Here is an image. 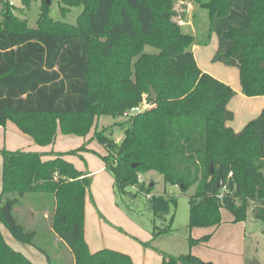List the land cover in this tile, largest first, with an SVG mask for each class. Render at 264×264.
I'll use <instances>...</instances> for the list:
<instances>
[{
  "label": "trees",
  "instance_id": "trees-1",
  "mask_svg": "<svg viewBox=\"0 0 264 264\" xmlns=\"http://www.w3.org/2000/svg\"><path fill=\"white\" fill-rule=\"evenodd\" d=\"M194 1L210 19L206 40L216 36L212 62L238 69L244 96H264V0ZM41 2L32 29L0 0V126L11 122L46 148L58 130L85 136L94 125L93 139L105 150L100 158L118 195H128L138 174L152 171L181 192L194 189L189 228L218 227L222 209L233 222L245 221L249 203L256 204L254 217L264 227V109L233 131L228 102L235 92L197 66L193 33L175 20V1L59 0L62 15L81 7L74 26L53 21ZM142 94L149 108L127 119L120 142L98 129L100 117L123 116L142 102ZM88 151L86 144L64 153L0 149V223L52 264L35 241L37 230L13 214L24 198L48 203V232L68 250L70 264H134L115 250L90 252L84 240L91 179L66 157ZM147 202L154 219L164 221L153 226V241L172 231L174 216L165 217L176 201L152 195ZM208 238L190 237L188 243ZM151 242L145 246L152 248ZM160 255L161 264H214L190 252ZM0 264H33L6 243L1 229Z\"/></svg>",
  "mask_w": 264,
  "mask_h": 264
},
{
  "label": "rangeland",
  "instance_id": "rangeland-1",
  "mask_svg": "<svg viewBox=\"0 0 264 264\" xmlns=\"http://www.w3.org/2000/svg\"><path fill=\"white\" fill-rule=\"evenodd\" d=\"M7 1L9 6L13 7V12L17 17L25 20L29 28H36L42 0H26L25 3L23 0ZM174 1L177 13L175 20L177 19L178 22L182 23L183 29L187 28L189 31H191V27L187 24V21L191 20V25L194 28L195 43L205 45L203 47L210 49L214 47L216 49V36L214 33L206 40L210 19L207 12L200 7V3L194 0ZM204 1L207 0H201V2ZM60 6L59 0H50L48 16L55 22H62L72 26L76 25L77 17L82 10L81 7H73L66 15H62ZM2 8L3 5L0 3V11ZM145 52L156 51L146 47ZM201 61L213 74L219 75L221 78H227L229 83H225L235 92V95L228 102V107L233 111L234 115L230 123L236 124L238 128L242 129L246 124L244 123L245 115L248 116L246 119L248 121L250 118L254 119L261 112L264 97L242 96L237 90L233 89V85H240L236 67L214 63L212 62V55L211 57H205L202 54ZM143 96L145 97V94H142L141 97L143 98ZM248 111L251 112L249 113ZM253 111L254 115H251ZM128 118L124 115L114 119L106 116L100 117L98 129L103 130L105 136L120 142L123 136V128L127 126ZM93 132L94 125L85 136L63 134L58 130L55 149L64 153L72 148L75 149L86 144L90 151L86 152L82 157L71 156L70 158L77 169L91 173L98 168L99 163H103L100 156L103 152L105 153L102 146L93 139ZM30 145V143L24 145L25 149ZM103 167L105 168L104 163ZM193 190V188H190L186 192H181L178 187L165 183L161 174L150 171L138 174L137 183L127 190L128 195L120 196L115 192L112 177L108 171L105 170L94 174L89 192L86 195L84 208V240L88 249L90 251L102 248L116 251L122 249L127 252L126 254L131 257L135 264H161L160 252L171 256H179L190 252L200 256L202 259L208 258L210 254L215 257L217 255V258L226 256L228 253H235L236 256L237 249L241 246L238 233H241L244 228L243 226H236L238 222H233V216L226 209L221 210V224L215 230L204 227H188V198L193 194ZM152 195H168L176 201L175 207L171 205L170 212L165 217L167 220L173 214L172 231L169 234L160 235L153 241V226L161 227L164 221L154 219L152 215L147 202ZM31 198L35 199V197ZM26 199L24 198L23 202L13 209V214L18 222H23L28 227L37 230L35 241L46 250L52 260V264H70L72 257L68 250L61 243L59 245V241L56 238L52 239V235L48 232L50 219L44 214L45 209L49 211L50 206L48 203L41 205L40 202L35 201V203L31 199L29 201ZM248 205L249 218L246 222V229L254 232V237L251 239L252 247L261 250L264 245V238L260 237L259 233L264 227L260 221L256 220L254 222V219L250 216L254 217L256 204L249 203ZM0 229L4 240L12 249L23 254L33 264H47L42 253L32 246L18 243L4 229L1 223ZM204 236H209L205 242L189 245L188 238L192 237L198 240ZM229 238H231L230 241L234 240L231 246L227 242ZM149 242H151L152 248L145 246Z\"/></svg>",
  "mask_w": 264,
  "mask_h": 264
},
{
  "label": "crops",
  "instance_id": "crops-1",
  "mask_svg": "<svg viewBox=\"0 0 264 264\" xmlns=\"http://www.w3.org/2000/svg\"><path fill=\"white\" fill-rule=\"evenodd\" d=\"M187 24L191 27V32L193 33V36L195 35L194 32H193V27L191 25V20L190 21H187ZM212 37V36H211ZM205 45H202V44H197L195 43V36H194V45H193V48H192V51H193V55H194V59L196 61V64L197 66L205 73H209V75L213 76L214 78L218 79L219 81L223 82V83H229L227 81V78H221V76L219 75H216V74H213L211 70H209L208 68H206V66H204L201 61V56L202 54L205 55V57L207 56H210L211 55L213 56V52H215L214 50V47H211L210 48H207V47H203ZM213 53V54H212ZM239 77V76H238ZM225 83V84H226ZM227 85V84H226ZM233 89L239 93V94H242L241 93V87L240 85L239 86H236V85H233L232 86ZM242 96H244L242 94ZM264 97V96H263ZM229 108V107H228ZM264 109V103H262V109L261 111ZM254 110V109H252ZM251 110V111H252ZM251 111H248L249 113ZM233 112V111H232ZM261 113V112H260ZM259 113V114H260ZM258 114V115H259ZM251 115H254V111L253 113H251ZM234 116V115H233ZM245 117V122L244 123H248L250 120H253V118L250 120H246L248 116H244ZM253 117V116H252ZM257 117V116H256ZM255 117V118H256ZM254 118V119H255ZM245 124V125H246ZM229 126L233 129V131L235 132H239L240 130H242L241 128H238V126L236 124H232V123H229ZM244 127V126H243ZM242 127V128H243ZM57 137V136H56ZM56 140V139H55ZM31 144L30 146H28L27 151H33V152H43V153H47V152H50V151H53V152H59V150L55 149V142L53 143V145L49 146V147H46V148H41V147H38L36 146L32 140L22 134L18 129L17 127L12 124L11 122H7L4 126H0V149L2 148H5L7 150H10V151H15V150H26L25 149V146L24 145H27V144ZM31 147V148H29ZM79 147V146H78ZM77 148V147H76ZM74 149V148H72ZM70 149V150H72ZM89 149V148H88ZM90 150V149H89ZM69 151V150H68ZM62 153V152H61ZM85 153L82 154V156L84 155ZM104 154V152H103ZM102 154V155H103ZM81 156V157H82ZM71 156H68L66 157V160L69 161L70 163L73 164L71 158ZM74 165V164H73ZM75 167V166H74ZM76 168V167H75ZM77 169V168H76ZM78 171H81L83 172L82 170H79L77 169ZM105 171V168L103 167V163H99V166L96 170H94L93 172H83V173H87V176L91 179V182H92V176L96 173H101V172H104ZM1 175H2V159H1V156H0V193H1ZM112 184H113V179H112ZM86 200V198H85ZM249 215V214H248ZM248 215L245 219V221H242V222H238L236 224V226H243L244 230L241 232V233H238V238H239V241L241 243V246L237 249V252H236V256H235V253L234 254H231V253H228L226 256H223L221 258H217V255L216 257L213 256L212 254L209 255L208 258L206 259H203V260H206V261H211V262H214L215 264H264V245L262 247L261 250H257L255 247L253 248L252 245H251V242H252V238L254 237V232L253 231H248L246 229V222L248 221ZM253 219H254V222L257 220L255 219V217H253L252 215H250ZM220 226V225H219ZM217 228V227H216ZM216 228H212V230H215ZM5 229V228H4ZM6 230V229H5ZM260 234V237L264 238V228L262 229L261 233ZM231 238H229V240L227 241L228 244L231 246L233 245V242L234 240H231ZM264 242V241H263ZM14 244V243H13ZM252 247V248H251ZM103 249V248H102ZM108 249V248H106ZM114 249H117V248H114ZM100 249H96V250H92L90 252H95V251H98ZM113 250V249H111ZM254 250V251H253ZM116 251V250H115ZM118 251V250H117ZM118 252H121V253H124L126 254L127 252L120 249ZM253 253V254H252ZM128 255V254H127ZM196 255V254H194ZM129 256V255H128ZM198 256V255H196ZM130 257V256H129ZM200 257V256H198ZM131 258V257H130ZM201 258V257H200ZM162 259V258H161ZM202 259V258H201ZM132 260V259H131ZM133 262V261H132ZM162 262V261H161ZM134 263V262H133ZM135 264V263H134Z\"/></svg>",
  "mask_w": 264,
  "mask_h": 264
},
{
  "label": "built area",
  "instance_id": "built-area-1",
  "mask_svg": "<svg viewBox=\"0 0 264 264\" xmlns=\"http://www.w3.org/2000/svg\"><path fill=\"white\" fill-rule=\"evenodd\" d=\"M143 102H141L138 106L134 107V108H131L129 111L125 112L124 113V116L125 117H132L138 113H141L143 112L144 110H146L147 108H149V105L146 101V96L142 98ZM228 176L230 177L231 176V173L228 174ZM219 199L222 198V194L218 195L217 196Z\"/></svg>",
  "mask_w": 264,
  "mask_h": 264
},
{
  "label": "water",
  "instance_id": "water-1",
  "mask_svg": "<svg viewBox=\"0 0 264 264\" xmlns=\"http://www.w3.org/2000/svg\"><path fill=\"white\" fill-rule=\"evenodd\" d=\"M45 1H46V4L49 5L50 0H45ZM149 93H150V99L155 100L156 94H155L154 90L152 89V87L149 88ZM132 167H135V165H132Z\"/></svg>",
  "mask_w": 264,
  "mask_h": 264
}]
</instances>
